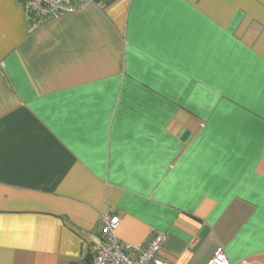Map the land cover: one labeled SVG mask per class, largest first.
<instances>
[{"label": "crops", "instance_id": "0c3cea01", "mask_svg": "<svg viewBox=\"0 0 264 264\" xmlns=\"http://www.w3.org/2000/svg\"><path fill=\"white\" fill-rule=\"evenodd\" d=\"M25 1L0 0V264H85L104 212L125 244L165 233L167 264H264V0L35 30Z\"/></svg>", "mask_w": 264, "mask_h": 264}, {"label": "built area", "instance_id": "2783aa9c", "mask_svg": "<svg viewBox=\"0 0 264 264\" xmlns=\"http://www.w3.org/2000/svg\"><path fill=\"white\" fill-rule=\"evenodd\" d=\"M93 2L94 0H26L25 6L31 20V30H35L48 21L82 12ZM120 222L118 216L108 212L100 214L101 240L94 249L92 258L85 264H167L159 257L167 242L165 233H157L147 246L125 244L117 235ZM207 264L230 262L224 249L218 248Z\"/></svg>", "mask_w": 264, "mask_h": 264}]
</instances>
